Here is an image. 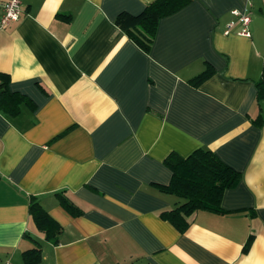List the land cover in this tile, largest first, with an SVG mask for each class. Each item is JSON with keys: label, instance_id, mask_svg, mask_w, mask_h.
Listing matches in <instances>:
<instances>
[{"label": "crops", "instance_id": "0c3cea01", "mask_svg": "<svg viewBox=\"0 0 264 264\" xmlns=\"http://www.w3.org/2000/svg\"><path fill=\"white\" fill-rule=\"evenodd\" d=\"M151 1L21 0L0 29V89L22 98L16 114L0 108V264L34 248V264H264V0H191L159 20L146 52L116 18ZM247 7L243 37L231 11ZM198 148L240 178L222 213L194 212L181 232L161 216L179 202L158 188L163 161Z\"/></svg>", "mask_w": 264, "mask_h": 264}, {"label": "trees", "instance_id": "16d2710c", "mask_svg": "<svg viewBox=\"0 0 264 264\" xmlns=\"http://www.w3.org/2000/svg\"><path fill=\"white\" fill-rule=\"evenodd\" d=\"M190 1L152 0L138 15L119 14L116 23L125 30L129 38L147 52L159 20L181 10ZM212 74L213 68L206 64L205 68L188 82L197 87ZM255 89V102L258 105V102L264 99V66L260 78L255 82ZM21 99L19 95L5 91V88L0 89V108L12 115L18 112ZM260 120L258 115L253 122L258 123ZM163 163L171 172V178L167 185H160L158 188L176 196L179 202L173 208L161 211V216L181 232L188 224L187 217L194 212L205 210L222 213L220 203L224 191L234 187L240 178L238 172L222 162L214 152L204 148L195 149L186 157L171 152L164 158ZM29 213L37 229L44 233L46 238L55 241L59 226L37 201L31 200ZM247 246L248 244L243 251L247 250ZM38 259L39 248L24 253L25 264H34Z\"/></svg>", "mask_w": 264, "mask_h": 264}, {"label": "built area", "instance_id": "2783aa9c", "mask_svg": "<svg viewBox=\"0 0 264 264\" xmlns=\"http://www.w3.org/2000/svg\"><path fill=\"white\" fill-rule=\"evenodd\" d=\"M0 8L2 10L0 15V29L19 20L22 12L21 0H4L0 5ZM231 14L236 17V22L239 24L237 34L243 37H250L251 33L249 27L251 23V15L248 7L243 10L233 9ZM234 25V21L229 22L225 26L223 33L225 35L229 34Z\"/></svg>", "mask_w": 264, "mask_h": 264}]
</instances>
